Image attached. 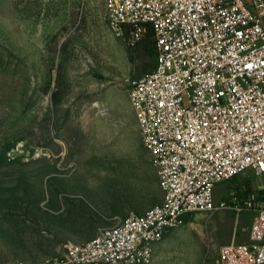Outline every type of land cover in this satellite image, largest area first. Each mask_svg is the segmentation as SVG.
Wrapping results in <instances>:
<instances>
[{
	"label": "rangeland",
	"instance_id": "1",
	"mask_svg": "<svg viewBox=\"0 0 264 264\" xmlns=\"http://www.w3.org/2000/svg\"><path fill=\"white\" fill-rule=\"evenodd\" d=\"M155 61L109 28L102 0H0V262H41L163 202L128 92ZM262 182L240 174L216 197ZM253 217L196 212L149 264H220Z\"/></svg>",
	"mask_w": 264,
	"mask_h": 264
},
{
	"label": "built area",
	"instance_id": "2",
	"mask_svg": "<svg viewBox=\"0 0 264 264\" xmlns=\"http://www.w3.org/2000/svg\"><path fill=\"white\" fill-rule=\"evenodd\" d=\"M102 1L129 44L154 39L155 65L128 92L164 199L34 264H149L188 216L218 209L254 212L249 241L221 245L220 264H264V0ZM240 174L263 182L217 198Z\"/></svg>",
	"mask_w": 264,
	"mask_h": 264
},
{
	"label": "trees",
	"instance_id": "3",
	"mask_svg": "<svg viewBox=\"0 0 264 264\" xmlns=\"http://www.w3.org/2000/svg\"><path fill=\"white\" fill-rule=\"evenodd\" d=\"M144 41H146L147 43H149V44H151L152 45V47L154 48V51H155V44H154V39H153V37L151 36V35H149L148 37H146L143 41H141V42H144ZM155 54H156V51H155ZM52 98H53V101L54 102H59L60 101V96H59V93H58V91H53L52 92ZM237 177V176H236ZM236 177H234L232 180H234ZM231 180V181H232ZM248 195V194H247ZM264 198V197H263ZM190 216H188L187 218H189Z\"/></svg>",
	"mask_w": 264,
	"mask_h": 264
}]
</instances>
